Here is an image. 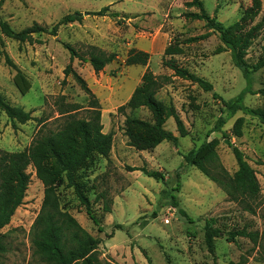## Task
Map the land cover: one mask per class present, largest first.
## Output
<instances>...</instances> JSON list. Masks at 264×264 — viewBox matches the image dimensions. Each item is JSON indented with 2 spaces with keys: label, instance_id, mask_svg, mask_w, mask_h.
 Segmentation results:
<instances>
[{
  "label": "rangeland",
  "instance_id": "374dc122",
  "mask_svg": "<svg viewBox=\"0 0 264 264\" xmlns=\"http://www.w3.org/2000/svg\"><path fill=\"white\" fill-rule=\"evenodd\" d=\"M192 0H2L0 18L19 31L38 23L51 27L65 14L79 11L81 22L60 25L57 34L33 33L32 41L20 43L0 32V93L11 104L31 111L32 119L13 123L0 110V150L26 149L39 129L48 132L59 128L63 117L58 114L59 95L65 101L80 104L78 116H86L87 95L71 75L64 77L67 64L86 80L98 98L103 132L112 133L108 157L94 155L79 170L91 208L99 221L96 225L87 215L66 181L58 183L57 194L62 210L73 215L91 235L99 237V259L114 264H213L204 242V224L208 218L222 232L215 238L217 264L246 258L245 264H264L262 249L244 236L236 242L226 239V232L245 228L264 230V124L257 118L237 111L226 118L220 97L236 96L246 79L230 57V52L217 33L181 45L174 55L178 65L200 76L212 85L205 90L197 83L176 76L162 63L163 51L174 39L198 36L208 29L204 21L189 18L185 13L198 11ZM205 11L223 25L238 20L251 0H199ZM258 21L264 13L261 0ZM108 5L117 16H95ZM71 45L80 55L87 56L91 46L115 54L103 70L95 72L89 62L70 59ZM264 45V29L246 54L248 63H255ZM131 48L149 53L146 65H125ZM25 73L31 87L22 95L13 82L15 69L5 56ZM146 69L155 75L168 76L157 92V98L173 104L183 120L187 135L178 136L173 118L165 128L178 136L177 143L162 141L150 150H136L127 144L123 132L126 115L149 119L145 108L118 112L140 82ZM65 78V83L62 81ZM264 67L252 74L251 89L244 104L264 107ZM216 94L217 97L214 95ZM242 117L241 136L233 133V124ZM37 119H41L38 122ZM218 139L216 151L222 166L231 174L237 169L233 148L240 149L255 170L260 195L255 202L231 200L226 193L197 167L188 164L183 155L202 142ZM232 146V147H231ZM159 171L164 181L154 179L141 170ZM29 183L22 203L15 209L10 222L0 231L7 250L2 264H40L33 254L30 231L41 208L43 184L32 167L27 168ZM172 190L177 206L172 205L162 189ZM246 203H250L249 210ZM105 206L109 207L106 211ZM183 210L187 216L180 212ZM187 217L192 221L190 222Z\"/></svg>",
  "mask_w": 264,
  "mask_h": 264
},
{
  "label": "trees",
  "instance_id": "16d2710c",
  "mask_svg": "<svg viewBox=\"0 0 264 264\" xmlns=\"http://www.w3.org/2000/svg\"><path fill=\"white\" fill-rule=\"evenodd\" d=\"M187 5H196L199 10L187 12L185 15L204 21L208 31L198 36L170 41L163 51V65L172 70L176 76L195 82L205 90L212 89L209 81L178 65L174 55L182 52V44L203 39L212 32L217 33L221 43L230 52L233 64L241 70L246 79V86L236 96L227 100L220 97L226 118L241 111L257 118L264 124V107L251 108L244 104L245 94L253 92L251 89L252 74L264 67V45L261 55L255 63H248L245 58L249 47L264 29V13L255 22V18L261 11V0H251V5L244 10L240 18L228 25H223L214 16H210L199 0H192ZM109 10V6L106 5L92 11L91 14L117 16V12ZM82 19L83 14L74 11L63 15L55 25L49 28L33 23L29 27L16 31L0 18V32L7 38L24 43L32 41L33 33L45 32L56 35L60 25L81 22ZM65 46L70 51L71 60L78 58L81 61L89 62L95 72L103 70L115 56V54L106 53L96 46H91L87 56H82L71 45L65 44ZM5 58L6 62L15 69L14 85L22 95L26 94L31 87L27 76L7 55ZM148 59L149 53L131 48L126 55L125 65H146ZM63 73L64 77L71 75L87 95L88 104L85 107L87 115L78 116V110L83 107L78 103L65 101V96L59 95L57 111L60 117H63L59 128L48 132H42V129H39L30 145L22 151L0 150V230L10 222L15 209L22 203L30 177L27 168L32 167L44 187L41 208L30 231L33 254L37 257L38 262L40 264H114L111 261L99 259L97 248L101 239L88 233L76 218L68 211L62 210L59 204L56 187L58 183L65 180L67 186L73 188L87 215L99 226V221L91 208L88 190L83 186L79 170L96 154L108 157L112 146V133L103 132L100 103L86 80L70 63L66 65ZM167 79L168 76L155 75L151 70L146 69L128 100L117 109L118 112L124 113L125 109L145 108L150 114L149 119L125 116L123 132L127 137V144L136 150L153 149L162 141L176 144L178 136H185L188 133L175 106L164 103L156 96L163 81ZM62 83H65V78ZM258 92H262L264 95V88ZM214 95L217 97L216 94ZM0 110L13 123H25L32 119L31 111H26L21 106L11 105L1 93ZM169 118H173L178 136L165 128V123ZM37 121L41 122V119H37ZM241 127L242 117H238L232 128L236 137L241 136ZM217 145L218 139L216 138L204 141L198 147L185 153L183 158L219 186L231 200L255 202L260 195V185L255 170L248 163L244 153L237 147L233 148L237 169L230 174L220 163L216 151ZM133 169L141 170L154 179L164 181V175L159 171H150L144 167ZM172 190H176V188L169 191L162 189L161 194H165L172 205L177 206ZM246 206L252 210L250 203H246ZM105 208L106 211H109V207L105 206ZM180 212L183 216H187L183 210ZM187 219L192 221L189 217ZM221 232L222 230L215 225L213 218L205 220L204 242L208 253L214 260L213 264H217L214 240ZM225 234L226 239L234 243L239 236L248 237L258 249H262L264 254V230L259 233L241 228L227 231ZM6 250L4 234L0 231V264H2L1 258ZM245 262L246 258L241 256L238 261L230 260L225 264H245Z\"/></svg>",
  "mask_w": 264,
  "mask_h": 264
},
{
  "label": "water",
  "instance_id": "95a60500",
  "mask_svg": "<svg viewBox=\"0 0 264 264\" xmlns=\"http://www.w3.org/2000/svg\"><path fill=\"white\" fill-rule=\"evenodd\" d=\"M232 147V146H231Z\"/></svg>",
  "mask_w": 264,
  "mask_h": 264
}]
</instances>
